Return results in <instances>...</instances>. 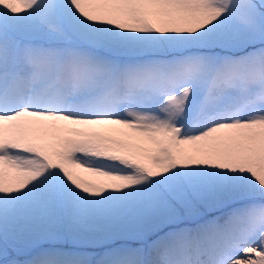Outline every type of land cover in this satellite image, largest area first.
Returning <instances> with one entry per match:
<instances>
[{
  "label": "snow or ice",
  "instance_id": "obj_1",
  "mask_svg": "<svg viewBox=\"0 0 264 264\" xmlns=\"http://www.w3.org/2000/svg\"><path fill=\"white\" fill-rule=\"evenodd\" d=\"M0 264H264V0H0Z\"/></svg>",
  "mask_w": 264,
  "mask_h": 264
},
{
  "label": "rangeland",
  "instance_id": "obj_2",
  "mask_svg": "<svg viewBox=\"0 0 264 264\" xmlns=\"http://www.w3.org/2000/svg\"><path fill=\"white\" fill-rule=\"evenodd\" d=\"M133 245H134V246H138V243H137V242H133Z\"/></svg>",
  "mask_w": 264,
  "mask_h": 264
}]
</instances>
